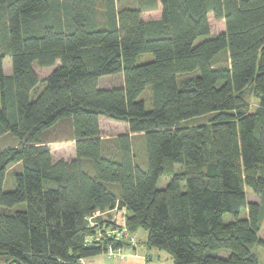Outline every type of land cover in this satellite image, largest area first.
Segmentation results:
<instances>
[{
  "label": "trees",
  "instance_id": "1",
  "mask_svg": "<svg viewBox=\"0 0 264 264\" xmlns=\"http://www.w3.org/2000/svg\"><path fill=\"white\" fill-rule=\"evenodd\" d=\"M134 1L0 0V137L17 141L0 150V255L78 264L111 241L86 236L118 227L116 215L125 212L132 235L146 232L140 244L166 251L173 264H259L250 247L264 246V0ZM158 4L159 18L142 17ZM209 13L224 19L225 30L197 42L209 34ZM223 49L229 63L214 66ZM142 53L153 57L138 62ZM57 60L32 96L40 82L34 63ZM194 71L192 83L179 87L178 76ZM117 73L121 86L98 85ZM147 89L149 107L141 97ZM101 116L143 136L146 166L130 133L102 137ZM200 117L207 122H188ZM52 131L74 141L71 159H53L48 143L59 138ZM13 163L21 168L4 190ZM162 174L169 181L159 188ZM246 187L260 199L247 200ZM20 203L25 208L10 210ZM217 249L229 254L211 253Z\"/></svg>",
  "mask_w": 264,
  "mask_h": 264
},
{
  "label": "rangeland",
  "instance_id": "2",
  "mask_svg": "<svg viewBox=\"0 0 264 264\" xmlns=\"http://www.w3.org/2000/svg\"><path fill=\"white\" fill-rule=\"evenodd\" d=\"M135 4L134 0H117V5L118 7H122V6H132ZM160 12H161V6L160 4H158V6L156 7V9L154 10H149V11H145L142 14V17L144 19H156L160 17ZM208 19V24H209V34L208 35H202L199 36L197 38V42L210 38L213 35H216L217 33H220L222 31L225 30V23H224V19H217L213 16L212 13H209L207 16ZM5 47V43L3 41H1L0 39V50H4ZM6 52V50H5ZM152 54L151 53H142L137 57V61L138 62H145V61H149L152 59ZM227 63H229V58H228V50L227 49H223L221 51H219L213 58L212 64L214 66H222V65H226ZM58 64H60V61L57 60L56 63L53 66L50 67H41L39 66L37 63H34V70L36 71L40 82L38 83V85L36 86V88H34L32 96H34V93L36 94V92L38 93L39 91L42 90V79L45 78L50 71L57 66ZM3 71L5 74H10L11 73V60L10 57L8 55L4 56L3 58ZM199 74L198 71H194L188 74H182L179 75L177 78V83L179 87L182 86H186L192 83V79H194L197 75ZM123 84V76L121 73H117V74H107V75H103L99 78L98 80V85L100 87H113V86H121ZM150 91L149 89L145 90L143 92V94L141 95V97L145 100L146 102V106L149 107L150 105ZM245 97L250 105V109L253 110L257 107V100L254 97L252 90L250 87H247L245 89ZM207 118L206 117H200V118H196L193 119L191 121L188 122H192L195 124L198 123H205ZM99 125H100V130H101V135L102 137H114L118 134L121 133H130L127 124L124 121H119V120H115V119H111V118H107L104 116H101L99 118ZM130 135H132V144H133V149L134 152L136 153V158L138 159V161L140 162V164L144 167L146 166V156H145V151H144V138L143 136H141V134H134V133H130ZM50 137L54 138L57 137L59 138V140H55V141H50L48 143L49 147H50V151L52 154L53 159H58V158H63L66 160L71 159L74 156V141L70 140V139H62L64 136V133L62 131H52L49 134ZM16 139L13 138L12 136L9 135H4L2 137H0V150L5 149L13 144H16ZM169 161V160H166ZM21 168V164L20 163H13L10 164L9 167L7 168L6 171V176H5V181L3 184V189L4 190H11L14 188L15 186V182H14V177L13 174L14 172L18 171ZM174 168L177 172H183V168L180 167L179 164H174ZM169 181V177L167 174H162L159 179L157 180V187L162 188L164 186H166V184ZM113 186V187H112ZM111 187L112 189H114L115 191H117L116 185L113 184ZM115 186V187H114ZM181 187H184V182L181 183ZM246 191V197L247 200H259L260 197L259 195L254 194L248 187L245 188ZM25 208V204L24 203H20L17 204L15 206H13L12 208H10V210L14 211L16 209H23ZM4 209V208H2ZM125 212L122 213H117L116 215V220L121 221V217L123 216ZM114 214L110 215L111 217V221H114ZM232 214L231 213H226L224 215V220L225 221H229L232 219ZM95 218L92 219V223L96 225L97 221L94 220ZM126 226V225H125ZM128 229V227H126ZM109 230V229H107ZM110 237V234H108V232H104L102 233V235H100V239L101 237ZM134 240H136L135 244H131L134 246L132 247V245H128L126 248H124V250H120V249H116L114 250L112 256H109L107 253L108 251L106 250L104 253L98 254L96 256H93L91 259L94 261L92 262V264H119V261L122 258H128L130 256H139L142 257V259L146 262L149 260V256L144 255H140L137 247L140 245V240L144 241L146 238V232L143 230H139L135 235ZM103 238V237H102ZM104 239V238H103ZM141 241V242H142ZM251 251L256 254L257 259H258V263L259 264H264V246H262L261 244H259L258 242L253 244L250 247ZM138 251V252H137ZM152 253H156V254H160L159 257L160 259L154 257L152 263L153 264H173V262L171 261V259L169 258V254L164 251V250H155V249H151ZM139 253V254H138ZM212 254L215 255H219V256H227L229 254V250L227 249H217L214 251H211ZM122 257V258H121ZM121 258V259H120ZM84 261L86 262V264H90L88 258H83ZM0 264H20L18 262L15 261H10L9 256L7 255H0Z\"/></svg>",
  "mask_w": 264,
  "mask_h": 264
},
{
  "label": "built area",
  "instance_id": "3",
  "mask_svg": "<svg viewBox=\"0 0 264 264\" xmlns=\"http://www.w3.org/2000/svg\"><path fill=\"white\" fill-rule=\"evenodd\" d=\"M98 215H99V212L94 213L93 218L98 216ZM93 218H89V220H90L89 225L90 226L95 225L92 223ZM117 224H118V222H117ZM118 225H119L118 227H114V226L110 225L108 228L109 230H107V229H104V231H96L95 230L94 235H87L85 239L87 240V243H92V242L101 243L103 241L102 237H104V236H102L100 239V235H102V233L107 231L108 234H110L109 239H111V241L113 239V242H111V241L107 242L106 250L108 251L107 253H109L108 255L112 256V255H114L113 252L115 250V247L113 246L114 243L125 242V241L131 242L132 244L135 243L134 236L126 228V226L124 225V222H121ZM104 239L106 240V239H108V237H104ZM78 264H86V262L84 261L83 258H80L78 260Z\"/></svg>",
  "mask_w": 264,
  "mask_h": 264
},
{
  "label": "crops",
  "instance_id": "4",
  "mask_svg": "<svg viewBox=\"0 0 264 264\" xmlns=\"http://www.w3.org/2000/svg\"><path fill=\"white\" fill-rule=\"evenodd\" d=\"M137 249H138L140 255H144V254L145 255H149V260L145 262L142 259V257H139V256H130L128 258H122L121 257L122 259L120 258L121 260L119 261V264H153L152 261H153L154 255L156 256L157 259L158 258L160 259V257H159L160 254H156V253L154 254V253H152L151 252V249H148L145 246L144 242L142 244H140L137 247ZM91 258L92 257L88 258L90 264H92V262H94Z\"/></svg>",
  "mask_w": 264,
  "mask_h": 264
}]
</instances>
